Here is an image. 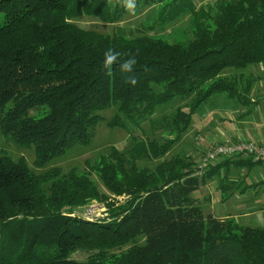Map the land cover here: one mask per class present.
I'll return each instance as SVG.
<instances>
[{
    "label": "trees",
    "instance_id": "16d2710c",
    "mask_svg": "<svg viewBox=\"0 0 264 264\" xmlns=\"http://www.w3.org/2000/svg\"><path fill=\"white\" fill-rule=\"evenodd\" d=\"M146 1L158 4L161 24L190 16L185 43L75 23L82 16L118 23L128 13L123 0H0V131L34 148L36 169L91 144L99 114L114 107L111 127L142 130L149 122L163 133H130V146L113 147L89 171L37 174L24 158L0 157V264H264V228L206 215L195 195L217 181L227 202L242 185L230 184L232 169L262 163L228 158L201 170L187 158H167L213 97L247 101L253 75L224 74L264 65V0ZM110 49L119 55L106 68ZM130 56L129 72L120 65ZM177 99L187 103L152 118ZM94 201L105 217L81 213ZM78 252L89 256L73 259Z\"/></svg>",
    "mask_w": 264,
    "mask_h": 264
},
{
    "label": "rangeland",
    "instance_id": "374dc122",
    "mask_svg": "<svg viewBox=\"0 0 264 264\" xmlns=\"http://www.w3.org/2000/svg\"><path fill=\"white\" fill-rule=\"evenodd\" d=\"M133 1L135 0H131L133 7L129 8L127 6L129 0H123L122 4L127 8L128 13H126L118 23L108 24L89 16H82L76 19L75 23L85 30L97 31L102 34L122 32L128 37L151 34L157 35L172 43H185L187 39L182 34H187L189 32V15L182 16L173 23L161 24L158 15V4L146 0H139L138 4H134ZM211 1L213 0H204V3ZM196 2H200V0H196ZM202 4L203 2L200 3V5ZM4 19L5 15L0 13V25H2ZM260 70L261 65H253L244 71H226L224 75L232 76L235 74H242L246 78L249 77V75L260 78L264 76V73L260 74ZM186 103L187 101L177 99L172 105L170 104L169 106L158 109L152 118L159 120L163 116L172 113L179 106H184ZM233 105L237 104L230 103L224 94L213 97L195 115L188 132L176 142L167 158H172L174 156L187 158L188 161L196 163V167L198 168L204 155L211 146L225 143L220 141V136L223 134L224 124L228 122L227 119H224L227 115L226 112H228L227 107ZM116 114L117 107L101 112L99 115L102 121L96 129L95 137L91 144L75 146L68 151L65 156L54 159L44 169H36L33 165L35 159L34 148L21 147L13 140H6L2 136L1 131L0 157H7L12 161H18L24 158L32 170L37 174L44 173L47 169L53 167L61 168L63 173H68L72 169L89 171V164H94L99 156L109 154L113 147L123 150L130 146V133L141 139L163 138L162 131L152 130L149 122L142 123V130L135 128L131 124H127V130L120 129L119 127H111L109 124L115 118ZM92 179L96 182L98 188L106 193L102 182L96 174L92 175ZM239 183H242L241 187L235 188L234 193L227 202L221 201V194L216 190V182L208 183L195 195L199 202L205 207L206 215H211L220 220L231 217L244 226L264 228V165L253 169L249 173L244 169L237 170L233 168L230 173V184L238 185ZM252 184L260 185L256 188H249L243 193L244 187ZM231 191H228L227 195L231 194ZM92 207L93 210H95V207L98 208L96 210L98 214H103V211L106 209L103 203L94 201L88 209L81 213L85 215L86 211ZM88 256L89 253L87 252H78L74 254L72 258L78 261H85Z\"/></svg>",
    "mask_w": 264,
    "mask_h": 264
},
{
    "label": "crops",
    "instance_id": "0c3cea01",
    "mask_svg": "<svg viewBox=\"0 0 264 264\" xmlns=\"http://www.w3.org/2000/svg\"><path fill=\"white\" fill-rule=\"evenodd\" d=\"M263 73V65L261 64L260 74ZM253 77L255 82L252 85V89L246 94V102H242L238 99H229L226 95H224L230 103H236L237 105L227 107L228 112H226L227 115L224 119H227L228 122L224 124L225 127L223 129L222 136H220V141L225 143H236L240 141L255 142L264 146V76H261L260 78L255 76ZM243 158L244 157H242V159ZM221 161L222 160L219 162ZM263 165L264 164L256 165L249 170L247 168L243 169L249 173L253 169L259 168ZM224 175L223 171H221V178H223ZM214 182L217 183L216 190L221 193L218 190V182ZM260 184H252L250 186H254L253 188H256Z\"/></svg>",
    "mask_w": 264,
    "mask_h": 264
},
{
    "label": "built area",
    "instance_id": "2783aa9c",
    "mask_svg": "<svg viewBox=\"0 0 264 264\" xmlns=\"http://www.w3.org/2000/svg\"><path fill=\"white\" fill-rule=\"evenodd\" d=\"M242 157H248L256 163L264 164V146L255 142L244 141L215 144L207 150L199 168L201 170L206 169L212 162L220 161L222 159ZM112 198L114 197L112 196ZM91 209L86 211V214L84 215L86 218L92 220L97 217H105L104 212L106 209L103 211V214L96 213V210L98 209L96 207L95 210H93V207Z\"/></svg>",
    "mask_w": 264,
    "mask_h": 264
},
{
    "label": "clouds",
    "instance_id": "9594fccd",
    "mask_svg": "<svg viewBox=\"0 0 264 264\" xmlns=\"http://www.w3.org/2000/svg\"><path fill=\"white\" fill-rule=\"evenodd\" d=\"M129 8L133 7L131 0H129V3L127 5ZM105 59H104V66L106 68L110 67L114 61L117 60L118 57V53H115L114 51H112L111 49L108 50L105 54ZM136 63V59L134 56H130L127 60H125L120 67L125 70V71H131L132 70V66ZM133 83H135V81L133 80Z\"/></svg>",
    "mask_w": 264,
    "mask_h": 264
}]
</instances>
